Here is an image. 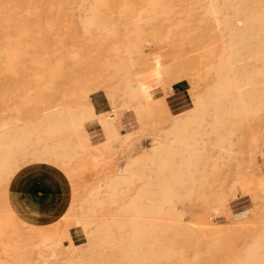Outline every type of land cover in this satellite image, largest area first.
<instances>
[{
  "label": "rangeland",
  "instance_id": "rangeland-1",
  "mask_svg": "<svg viewBox=\"0 0 264 264\" xmlns=\"http://www.w3.org/2000/svg\"><path fill=\"white\" fill-rule=\"evenodd\" d=\"M218 7L230 8L224 28ZM154 46L170 54L169 69L152 70L166 78L161 98L138 79ZM127 67L134 86L145 89L134 100L125 95ZM232 74L257 85L245 96L251 104L255 94L253 110L210 104L233 91ZM122 96L131 105L122 119L129 127L118 134L123 142L109 154L107 175L77 189L65 213L82 227L80 243L67 231L71 223L36 233L7 200L10 179L29 160L63 154L46 144L73 152L76 136L65 129L22 139L23 130L40 129L44 113L57 108L79 111L95 97L107 100L95 106H118ZM197 110L204 115L198 153L185 182L162 200L172 165H159L154 149L175 120ZM0 143L14 149L0 150V264H263L264 0H0ZM135 199L146 204L144 232L121 222Z\"/></svg>",
  "mask_w": 264,
  "mask_h": 264
},
{
  "label": "crops",
  "instance_id": "crops-1",
  "mask_svg": "<svg viewBox=\"0 0 264 264\" xmlns=\"http://www.w3.org/2000/svg\"><path fill=\"white\" fill-rule=\"evenodd\" d=\"M218 8L224 20V26L220 28H224L230 25V21L222 17L223 11L230 8ZM206 11L212 17L208 7ZM169 62V52L163 47L154 46L150 50L147 75L138 76L139 80L150 84L153 95L160 98L165 91L166 78H157L152 70L156 67L168 68ZM93 103L105 105L107 100L104 97H95ZM125 127L126 122L105 125L95 121L86 126L89 136H76L78 143L76 139L74 140L77 144L71 142L77 146H74L73 152L72 148L68 149L71 155L69 159H61L64 153L58 152L44 159L27 161L12 175L7 188V200L17 218L32 227L36 233L58 232L71 223L67 231L76 243H80L78 240L83 232L82 227L77 226L76 221H69L65 213L70 209L77 189L97 185L98 177L107 175L106 161L109 154L117 149L116 146L123 142L119 141L118 133Z\"/></svg>",
  "mask_w": 264,
  "mask_h": 264
},
{
  "label": "bare ground",
  "instance_id": "bare-ground-1",
  "mask_svg": "<svg viewBox=\"0 0 264 264\" xmlns=\"http://www.w3.org/2000/svg\"><path fill=\"white\" fill-rule=\"evenodd\" d=\"M211 6L215 8L216 4L213 3ZM211 12L215 15V19L220 23V19L217 16L218 12L216 11V9H213ZM239 22L244 23V20L242 21L239 19ZM233 53L236 54L238 52L235 51ZM230 55H233V54H230ZM230 69L237 70L238 68L230 65ZM124 73L125 74L123 75V77H124L125 87H127L126 88L127 92L125 93V95L128 97V100L136 99L137 92H143V94H145V89L143 87L134 86L133 79L129 75L130 72H129L128 67L127 69H124ZM232 78L233 80L229 84L228 83L227 84L229 87L233 89V91L219 92L218 95L215 97V101L211 102L210 104L215 103V105L219 109L221 107L220 103L224 101L226 105V101H227L231 103V106L229 108L230 111L235 114H243V113L253 110L254 107L251 104L252 102H254L255 94L252 96L253 100L251 101V104L246 103L245 96L248 93V89L250 87H255L257 85H251L252 82L251 84H249L248 83L249 80L247 81V79L244 78L243 76L234 75ZM226 82H228V80ZM126 96H122L120 98L121 101L119 102L118 106L107 105L105 107H99V106H95L91 101L88 102L87 100H84V102H86V105L82 106V109L79 111L77 110L72 111L69 109L64 110L62 108L60 109L57 108L51 114L46 112L39 120L40 124L43 127H41L40 129L38 128L39 130L30 129L29 127L25 128L23 130V134L21 135V138L22 139H30V138L33 139V137L35 136L38 139H43L44 136L53 135V134H56L57 132L62 134V132L65 129L69 130L71 134L73 135V137L74 136H89L90 133L88 132L86 126L90 123L99 121L101 124L109 125L110 123H114V122L121 123L123 118L126 120H129V111H130L129 108H131L130 107L131 105L128 102L122 101L124 100V98H126ZM223 116H224V113H221V112L217 113L218 118L223 117ZM203 120H204V115L202 114L200 110L194 111V115L193 116L191 115L190 120L188 119L187 120L185 119L175 120L173 124L171 125V127L169 128V130H167L166 134L162 137V140H160L158 144L156 145L157 147H155L154 151H155V155L157 156V158H160V161L158 164L160 165V163L162 164L166 163L167 159H169L170 160L169 162L172 165L171 166L172 170L170 174L167 175V177L165 178L166 188H165V193L162 196V200H169V196L171 194V190H170L171 186H173L174 184H178V183L183 184L185 182L186 166L191 164L190 159L192 158L193 155H196L199 150L197 146L199 143L198 134L200 133V130H198V128L202 125ZM187 122H190V123L195 122L196 125L192 123L191 127L188 128L186 126ZM74 139H76V137ZM77 140L79 139H76V141ZM45 148L48 151H51L54 153H56L58 150L59 151L62 150L64 151L63 153H65V156H71L67 150L68 148L67 145L61 142H58V144L54 143L51 145L46 144ZM2 149L8 150V152L14 151L13 148L11 147L7 148L6 146L0 143V150ZM20 150H22V146L20 147ZM177 159H179V161H176ZM6 160H7V156L6 154H4L3 161H6ZM160 181L161 179H157V182H160ZM145 190H146L145 187H142L141 193H139L140 198H144L145 195H147ZM139 195H137L136 199H139ZM136 199L130 204V206L132 207V212L130 211L131 217L127 216L130 218L129 219L125 218L121 222L122 224L130 222V224H133L134 226V231L138 233V232H144L145 223L148 220L145 218V216L147 215V211L145 208L146 204L144 203L139 204ZM157 209L162 210L161 207ZM80 222H85V221L81 220ZM104 222H106V224H113V223H116V220L108 218ZM261 262L263 263L264 259Z\"/></svg>",
  "mask_w": 264,
  "mask_h": 264
}]
</instances>
